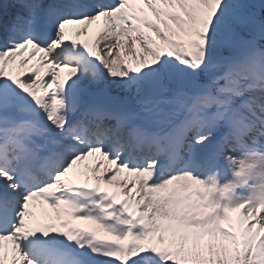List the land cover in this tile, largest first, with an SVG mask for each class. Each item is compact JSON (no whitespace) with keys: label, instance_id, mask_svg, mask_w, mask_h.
I'll use <instances>...</instances> for the list:
<instances>
[{"label":"snow or ice","instance_id":"snow-or-ice-1","mask_svg":"<svg viewBox=\"0 0 264 264\" xmlns=\"http://www.w3.org/2000/svg\"><path fill=\"white\" fill-rule=\"evenodd\" d=\"M0 264H264V0H0Z\"/></svg>","mask_w":264,"mask_h":264},{"label":"bare ground","instance_id":"bare-ground-1","mask_svg":"<svg viewBox=\"0 0 264 264\" xmlns=\"http://www.w3.org/2000/svg\"><path fill=\"white\" fill-rule=\"evenodd\" d=\"M84 27V26H83ZM96 27V26H95ZM94 27V28H95ZM93 28V29H94ZM92 29V30H93ZM92 30H91V32H92ZM70 31V30H69ZM91 32H90V34H91ZM24 52H26L27 53V57H24ZM24 52H22L23 53V56H20V59H19V61L21 60V59H28L27 60V62H26V64L25 65H27V64H31V66H33V65H36L37 63H38V59H39V53H37L36 55H30V53H31V51L30 50H28V52L27 51H24ZM14 66V65H13ZM64 73H65V75H66V70H64ZM88 157H95V158H99V154L97 153V154H93V155H90V156H88ZM84 160L85 159H83V160H81V161H77V163H76V165H74V167H76L77 168V170L79 171V172H83V173H85L86 171L87 172H89L90 173V177L92 176V169L91 168H88V167H85V166H83V163H84ZM87 162V161H86ZM104 164L102 163L101 164V168H99V169H96V173L97 174H100L102 171H103V168H104ZM103 167V168H102ZM110 167H111V165H110ZM124 176H125V174H124ZM123 176V177H124ZM123 177H121V179H123ZM101 183H103V182H101ZM116 185L114 184V186L113 185H109L108 187H115ZM31 203V202H30ZM39 207V209L36 211V212H34V213H36V215L37 216H41V217H44L43 215H42V213L44 212V211H49L47 208H46V206H43V205H38Z\"/></svg>","mask_w":264,"mask_h":264},{"label":"rangeland","instance_id":"rangeland-1","mask_svg":"<svg viewBox=\"0 0 264 264\" xmlns=\"http://www.w3.org/2000/svg\"><path fill=\"white\" fill-rule=\"evenodd\" d=\"M139 48H140V46L139 45H137V50H139ZM123 51V50H122ZM28 52V51H27ZM37 54V53H36ZM124 55H125V57L127 58V61L126 62H130V63H132L133 65H135V63L136 62H138V57H136V56H134V54L131 52V51H124ZM20 56H23V53L21 52V54H18L16 57H15V59L13 60V61H10L9 62V64L7 65V69L8 70H10V71H15V70H17V69H19V67H20V64H19V59H20ZM24 57H27V53L26 52H24ZM105 58H107V57H105ZM26 60V62H27V60L28 59H25ZM14 65V66H13ZM31 66V64H27V65H24V68L25 69H27V68H29ZM87 160V159H86ZM88 162L89 163H93V160H88ZM86 167H88V168H93V167H91V166H88V165H86ZM108 167H110V165H108ZM96 169H99V168H96ZM121 175V176H120ZM120 177H118V179H121V177H123L124 176V173L123 172H121L120 173ZM124 178V177H123ZM85 222V221H84ZM85 223H87V222H85ZM99 235L102 237V238H104V239H113V237H111V236H109L107 233H99ZM128 241H127V238H125V239H123V240H121L120 241V243H124V244H126ZM5 251L6 252H8L9 253V256H10V254H11V252H10V250H9V248L8 247H6L5 248Z\"/></svg>","mask_w":264,"mask_h":264}]
</instances>
